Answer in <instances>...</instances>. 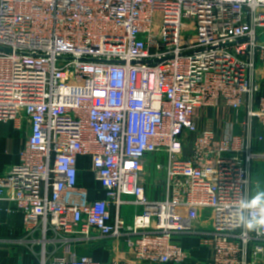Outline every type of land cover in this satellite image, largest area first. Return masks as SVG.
<instances>
[{
    "label": "built area",
    "instance_id": "2783aa9c",
    "mask_svg": "<svg viewBox=\"0 0 264 264\" xmlns=\"http://www.w3.org/2000/svg\"><path fill=\"white\" fill-rule=\"evenodd\" d=\"M263 78L264 0H0V123L26 142L0 170V218L4 202L22 215L37 264H186V234L211 264H264V231L232 208L264 153L196 119L223 103L264 127ZM152 161L161 199L146 191ZM107 238L135 260L76 251Z\"/></svg>",
    "mask_w": 264,
    "mask_h": 264
},
{
    "label": "crops",
    "instance_id": "0c3cea01",
    "mask_svg": "<svg viewBox=\"0 0 264 264\" xmlns=\"http://www.w3.org/2000/svg\"><path fill=\"white\" fill-rule=\"evenodd\" d=\"M262 92L264 94V78L262 82ZM198 126L202 129H209L217 132L219 136H224L228 131L236 135L244 136L253 134V149L264 153V127L255 122L251 128L246 124V114L244 111L236 112L225 106L223 103L216 108H203L196 111ZM25 135L17 132L11 123H0V170H5L9 166L19 161V153L25 144ZM81 168L89 169V160H81ZM88 179L94 180L92 175L86 171L83 173V181L86 186L94 189L93 185L87 184ZM252 188L254 192L258 187L264 189V160L254 162L252 169ZM147 189V188H146ZM147 191V190H146ZM98 195V196H97ZM93 197L103 198L104 192L94 193ZM133 205L123 206L121 213L128 224L133 223L135 211ZM9 204L2 203V214L0 218V264H37V257L28 250V247L19 241L23 236V217L20 213H10L7 211ZM203 223L197 224V228L204 230L211 228L208 211L202 213ZM176 241L189 252L190 259L186 264H211V250L202 245L201 236L197 234H186L176 236ZM79 255L89 256L96 261L108 263L115 256L125 257L135 260L125 244L124 239L114 240L107 238L97 240L92 244L82 245L76 249ZM139 264H152L140 262Z\"/></svg>",
    "mask_w": 264,
    "mask_h": 264
},
{
    "label": "clouds",
    "instance_id": "9594fccd",
    "mask_svg": "<svg viewBox=\"0 0 264 264\" xmlns=\"http://www.w3.org/2000/svg\"><path fill=\"white\" fill-rule=\"evenodd\" d=\"M236 223L246 231H264V189L242 191L232 205Z\"/></svg>",
    "mask_w": 264,
    "mask_h": 264
},
{
    "label": "rangeland",
    "instance_id": "374dc122",
    "mask_svg": "<svg viewBox=\"0 0 264 264\" xmlns=\"http://www.w3.org/2000/svg\"><path fill=\"white\" fill-rule=\"evenodd\" d=\"M163 179L164 174L156 170V162H150L147 166V193L149 198H163L160 195L163 191V187L160 184V181H162ZM87 184L95 186L96 182L94 180L88 179ZM132 208L133 211H140V209L136 210V207L134 206H132Z\"/></svg>",
    "mask_w": 264,
    "mask_h": 264
}]
</instances>
